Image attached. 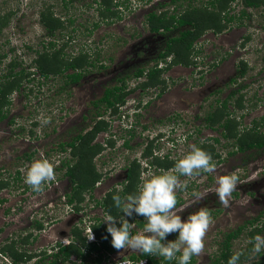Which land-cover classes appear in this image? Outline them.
<instances>
[{
	"label": "rangeland",
	"instance_id": "obj_1",
	"mask_svg": "<svg viewBox=\"0 0 264 264\" xmlns=\"http://www.w3.org/2000/svg\"><path fill=\"white\" fill-rule=\"evenodd\" d=\"M116 1L121 4L118 8L119 17L108 20L101 17L98 0H74L69 2L66 10L63 7L64 0H0V15L12 13L0 35V56L6 54L0 60V76L7 71L12 59L21 62L16 71L24 67L30 73L20 89L11 93V103L6 108L7 116L0 121V177L9 182L0 192V196L5 199L0 203V246L12 239L21 241L30 233L35 235V220L49 224L42 233H37L38 237L34 242L29 238L26 240L28 243H24V246L19 244V248L37 251V248L55 240H64L75 224L86 227L85 234L90 236L92 230L88 227L89 224L103 220L105 216L103 209L95 205L94 200L103 198L106 191L114 186L120 189L127 164L141 155L143 145L140 138L134 140L139 142V146L136 145L128 153L121 145L126 131L124 127L133 121L124 125L112 117L110 110L105 111L104 118L106 121L112 120L113 125L108 132L98 133L95 139V142L104 146V150L94 159L102 174L100 184L96 185L93 193L94 199L89 201L90 195H87V200L83 203L84 209L79 213L72 211V207L67 205L64 194L71 192V183L65 175V166H61L62 160H69L71 156L69 150L62 149L61 143L71 141L83 128L91 127L90 124L95 119L93 102L103 95L107 87L120 84L121 79L116 81V77L153 66L158 61V51L162 50L168 38L174 34L150 32L146 16L151 10L150 4H155L157 0H151L148 4L140 0ZM208 1L185 0V4L202 5ZM49 6H53L55 14L67 26L61 34L55 36L59 39L56 48L72 38L65 48L66 54L74 56L83 49L90 54L91 60L99 55L96 65L89 66L84 71L83 79L67 88H64L66 77L53 74L44 77L32 65L36 54L30 48L41 50L42 39L45 44L52 40L46 36V29L40 23L41 11ZM166 8L173 12V5L164 7ZM162 9L159 7V10ZM242 10L247 11L244 17H241ZM228 12L229 16L236 15L237 19L229 22L223 31L209 29L198 39L195 45L197 51L194 50L193 53L196 64L188 67L173 66L172 73H163L164 78L168 77V89L165 93L157 96L158 90L155 89L146 90L148 94L144 95L141 89H137L127 98L132 102L134 99H141L142 105L150 100L143 119L145 125L153 127L150 128L152 134L160 128L164 129V125L169 123L168 117L176 114L189 120L182 131L194 130L199 122L203 123L202 117L210 109L211 103H215L217 99L223 100L232 89L240 86L242 90L239 93L244 95L245 107L235 109L230 103L229 110L235 111L233 115L241 121L240 128H251L253 120H257L263 122L260 131H264V120L261 119L264 118V6L249 8L243 5L242 0H236ZM70 18L74 20L72 24L68 22ZM96 23L99 25L94 28ZM101 62L104 67H101ZM242 62L247 64V70L240 76L238 67L243 66ZM71 72V69L67 71ZM233 78H237L235 83H231ZM140 81L143 79L134 78L127 85L132 87ZM219 89L220 92L216 91L214 94ZM152 95L156 96L151 98ZM194 116L199 118L192 122ZM41 117L48 118L50 122L42 124ZM158 118L164 124L159 123ZM144 122L141 121L137 127L133 124L132 128L148 134L142 128ZM205 131V136L210 139L209 144L214 142L211 138L219 136V130ZM111 134H114L113 146H109L106 140ZM199 142L201 139L197 140L195 137L186 141L182 139L179 143L183 150L181 154H185L184 151L188 152L190 146H197ZM225 142L228 140L221 138V143ZM233 142L231 139L227 146L215 144L223 158L220 162L215 161V173L191 179L180 177L187 187L177 190V194L184 200V211L179 210L177 214L181 216L183 212L195 207L197 202L194 192L206 191L213 220L205 236L204 253L194 256V261L190 264H210L218 256L217 251L220 250L225 234L245 224L250 218L260 215V221L256 224L264 222V185L248 184L264 179V151L250 150L229 155L228 151L235 149ZM41 157L53 164L56 181L46 184L44 192L37 194L24 183L20 169ZM18 172L20 176L16 178ZM233 172L237 173L242 182L254 179L239 184L232 195L231 206L224 208L219 204L218 195L212 191L216 187L215 176ZM251 228V225L248 226L233 242L235 250L246 247L249 242L247 232ZM177 238L178 236L175 237ZM170 240H174L171 234L167 236L166 242ZM116 252L114 255L118 258L117 262L129 261V257L124 255L126 250ZM257 255L252 254V257L256 258ZM0 264L13 263L9 257L0 255Z\"/></svg>",
	"mask_w": 264,
	"mask_h": 264
},
{
	"label": "trees",
	"instance_id": "obj_2",
	"mask_svg": "<svg viewBox=\"0 0 264 264\" xmlns=\"http://www.w3.org/2000/svg\"><path fill=\"white\" fill-rule=\"evenodd\" d=\"M74 0H64V9L69 8V2ZM100 15L103 19H113L114 17H119V6L120 2H115V0H98ZM143 3L148 4L151 0H140ZM236 0H209L207 3L202 5H192L191 3L185 4V0H167L166 2L160 1L157 5H153L152 9L146 16V24L149 27L150 32L163 34H170L174 32L172 36L168 39L165 51H163L160 56L162 58L169 56L173 53V65L182 64L184 66H189L191 64H196L192 53L195 50V42L209 29L216 32H221L228 25L229 22L237 19L236 15H228V11L232 4ZM243 5L249 8H258L264 5V0H242ZM173 5V12L169 11V8L164 9V7ZM185 6V8H183ZM162 7V10H159ZM12 13H7L0 15V35L4 27L9 23ZM247 15L246 10H242L241 17ZM69 23H73V19L68 20ZM40 23L46 29V36L52 38L47 44L44 40H41V50H34L30 48L36 54L33 59L32 65L40 72L44 77H49L50 75H61L66 77L65 87L71 83L79 82L84 77V71L90 66H95L96 61L99 59L97 54L95 60L90 59V54L86 53L85 50L81 49L77 55L70 56L66 54L65 48L71 41L70 37L68 41H64L58 48L57 41L59 39L55 38L58 34L66 29V24L64 20L55 14L53 11V6L47 7L40 13ZM99 24H94V28ZM93 30H91L92 32ZM58 32V33H57ZM90 32V33H91ZM6 54L0 56V60L5 57ZM21 62L12 59L9 64L7 71L0 76V121L7 116L6 108L11 103L10 95L12 92L17 91L22 86L23 82L29 76V72L26 68H21L16 71V68ZM243 66L240 67L239 75L243 76L247 70V64L242 62ZM157 66V65H156ZM103 67V66H101ZM72 70L71 73L67 71ZM145 69L141 68L136 72V76L144 75ZM163 71L157 67H153L149 74L147 80L143 82L144 87L150 85H157L163 83L161 79ZM236 80V78H234ZM125 85V83H124ZM123 85V86H124ZM123 86L108 87L104 90V94L97 101L93 102L96 106L95 119L97 117H102L96 119L95 123L90 128H83L71 141H65L61 143L62 149L64 151L69 150L71 160H62V166H65V175L70 177L72 185V193L67 194L69 201L73 202L77 200L81 202L84 200L85 192H92L96 182L101 179V173L96 167L94 162L95 157L104 150V146L98 142H95V138L103 130L108 129V122L103 118L104 112L107 110L116 113L118 111V104L125 101V96L127 92L124 91ZM64 87V88H65ZM237 93V90H233L227 100L224 101L223 107L218 108L220 116L215 121H221L223 117L230 115L228 111V101L232 99ZM243 94L236 98V107H245ZM103 108V111L101 110ZM215 115L214 113L210 116ZM260 122L255 121L254 125L249 130L239 131L237 129V122L235 119L228 118L223 124L226 132L224 133L226 137L235 138L234 145H237L240 150H245L253 147H257L258 150L264 146V133L259 131ZM204 151L213 156H218L215 152L214 146H205ZM30 157V156H28ZM138 166V165H137ZM133 169V167H132ZM20 173L18 172L19 178ZM138 170L134 168L129 177L133 179L138 178ZM9 182L4 178L0 177V192L2 189L7 187ZM4 201V198L0 196V203ZM106 212L116 215L118 209L114 206V201L109 200L101 203ZM80 206L77 207V210ZM260 221V215L250 218L245 222V224L240 225L238 228L233 229L225 234L224 240L221 244L220 250L217 251V257H215L210 264H227L229 258L234 252H237L233 248V242L238 239L246 230L248 226L252 228L247 232L249 241L252 240L256 235L264 234V222L261 224H256ZM107 228V226L105 227ZM94 232L97 236H101L100 225H93ZM77 237L81 244H87L86 238L77 232ZM104 240L102 244H105ZM92 250L100 249L97 241H92L88 243ZM82 245L70 244L67 246H62L58 252L54 253V257L49 262L37 261L34 264H77L75 261H71V257L74 254H79L81 257H86L82 253ZM253 244L248 242L244 249L239 250L243 255L240 257L239 264H264V252L262 251L257 255L256 258L252 257ZM2 253H7L16 264H22L31 258V254L26 251L21 252L19 248H16L15 244L8 243L2 247ZM149 258L148 264H158V260H154L150 255L144 254L142 256ZM253 258V259H252ZM140 260V259H139ZM169 260H166L168 263ZM136 262H134L135 264ZM173 264V263H171ZM178 264V263H175Z\"/></svg>",
	"mask_w": 264,
	"mask_h": 264
},
{
	"label": "flooded vegetation",
	"instance_id": "obj_3",
	"mask_svg": "<svg viewBox=\"0 0 264 264\" xmlns=\"http://www.w3.org/2000/svg\"><path fill=\"white\" fill-rule=\"evenodd\" d=\"M159 2L160 1L157 0V2L155 4L151 3L150 4L151 5V9H152L153 5H157ZM262 6H264V5H262ZM156 34H160L161 35V34H163V32H159V33H156ZM197 41L195 42V45L197 44ZM166 46H167V43L162 48V50L158 51V56H157L158 57V61L156 62L157 64L156 63L153 64V66H151L150 68H144L145 69L144 75H141V76H136L135 75L136 72L139 69H141V68H139L134 73H129V74L124 75V76L119 77V78L116 77V81L121 79V82H120V84L118 86H120V85L123 86L124 83H125V85L123 87H124V91L127 92V95L125 96V101L123 103L118 104V111L116 113H113V111L110 108V113L113 115L112 116L113 118H116L117 120H119V122L124 123V125L126 123H128V122L133 121V122L130 123V125L126 124V126L124 127V129L126 131H125V135L123 136V141H122V144H121L122 148L127 153L129 151L133 150L135 147H137L136 145L139 146V142H137V141L134 142V140H136L137 138H140V140H141L140 143L143 145V147H142V150H141V155L138 158L135 157L133 160H130L129 163L127 164V167L125 169L126 170L125 178L121 182L122 183L121 184V188L117 189L114 186L113 188H110L108 191H106V193L104 194L103 198H101L100 200L99 199L98 200H96V199L94 200L95 201V205H99L103 209L105 215L106 214H110V213L106 212V210L104 209V207L102 206L101 203L104 202L105 199H106V201L109 200L110 202H113L112 197H113L114 194H117V192H118V194L121 197H126L129 194H134L136 192V190H137V185L141 182L140 181V176H141L142 173L145 176H147L149 173L162 174V173L170 172L174 168V165H175L177 159L180 158V157L177 156V154L182 155L181 153H183V150H181V147H180V144H179L182 141V139L184 141H186V139H190V138H194V137L197 140L201 139V142H199L197 146L204 150L205 146L211 145V144L208 143L209 137L205 136V133H207L205 131V129L219 130V131H217V132H219L218 133L219 136H214L213 138H211L214 141L212 143V145L215 148V152L218 153V156L211 155L212 160L215 163V161L216 162H220L223 159L222 158V154L219 151L216 150L215 144H222L221 143V138H223L225 140L226 139L228 140L227 143L225 142V143L222 144L224 146H227V144L231 142V139L235 142V138H233V137H229L228 138L224 134L226 132V129H225L223 124L226 122V119H228V118L235 119L236 122H237V129L239 131H241V132L244 131L245 129L246 130L250 129V128H240L239 127L240 124H241V121L238 120V118H236L235 115H233V113H235V111L229 110V107H228V111H230V115L223 117L221 121H215L216 119H218L220 117L218 115V113L220 112V110H218V108H222L223 107L224 101L227 100L229 94L233 90H235V91L237 90V93L234 95V97L232 99H229L228 105L231 103L232 106L235 109H243L244 108V107L243 108H239V107L235 106L236 105V99H234V98H237L236 95L240 96L239 92L242 90V88L240 86L238 88L232 89L231 92L227 95V97H225L223 100L217 99L215 101V103H211L210 104V109L207 110L206 114L202 117L203 123L199 122V124L195 126L194 130L186 132L185 131L186 129H185L184 131H182V127H184L189 120H188V118H185L184 116H180L179 114H176L177 116L176 115H174V116L172 115L171 117L170 116L168 117L169 123L167 125H164V129L160 128L158 132L152 134L150 128H153V127L151 125L150 126L145 125L146 122H144V119H143L144 115L147 114L145 111L147 109V106L149 105L150 100H147L146 102H144V105H142L141 104L142 103L141 99L139 101H136L134 99L133 102H132L130 99H127V98L130 95L132 96L133 92H135L137 89H141V91H142V93L144 95L148 94V92H146V90H148V91L152 90L153 91V90L157 89L158 90V94L156 93V95L157 96L158 95H162L168 89V87H167V79H168V77L164 78L163 77V73L164 72L172 73L171 71H173V66L186 67V66H184L182 64L173 65V53L170 54L169 56L164 57V58H162L160 56V54L163 51H165ZM195 51H197V50H195ZM193 53H192V56H193ZM101 66L104 67L102 62H101ZM153 67H157V68H159V69H161L163 71V73L161 75V79L163 80V83H159L157 85L155 84V85H150L148 87H144L143 86V82L145 80H147L148 74H149L150 70ZM240 67L241 66L238 67V75H239ZM131 78L132 79H134V78L135 79L136 78L137 79H143V81H140L135 86H132V87L129 86L128 87L127 84H128L129 80H132ZM231 80H232L231 83H235L237 78H236V80L234 78L231 79ZM172 81H173V79L171 80V82ZM79 82L71 83L69 85H72V84L76 85ZM116 85H114V86H116ZM170 86L171 85H169V87ZM65 88H67V86ZM216 91L220 92V89L219 90H215L214 94L217 93ZM155 96L152 95L150 97L154 98ZM131 99H132V97H131ZM97 100H95V101H97ZM142 109H143V111H142ZM94 110H95L94 112L96 113V106H95ZM213 113L215 115H213L211 117L210 115L213 114ZM146 117H148V116L146 115ZM94 118H95V116H94ZM100 118H102V117H97L96 119H100ZM103 118H104V116H103ZM197 118H199V116H194L193 117L194 120L192 119L193 120L192 122H195V119H197ZM96 119H94L93 124H90L91 127L94 125ZM140 119H141L142 122H144V124H142V128L146 129L148 134H145V131H139V130H136V129L132 128V126H134V125H135V127L138 126V124L141 122ZM261 119L264 120V118H261ZM158 121H159V123H161V122L163 123V121L159 120V118H158ZM255 121H257V120H253V126H256V125H254ZM106 122H108V129L106 131L105 130H103V131L108 132L110 129H112V125H113L112 122L113 121L112 120H110V121L107 120ZM184 122H185V124H184ZM258 122H260V124L258 125L259 126L258 129L260 131V128H261V125L263 124V122L262 121H258ZM260 132L262 134L264 133V131H260ZM113 136H114V134H111V136L108 139H106L107 142L109 143V146H113L114 145L115 140L113 139ZM106 145H108V144H106ZM233 147H235V149L234 150H229L228 151L229 155H232L235 152H238V153L241 154L242 152L250 151V150L264 151V146L261 147L260 150H258L257 147H253V148H249V149L247 148L245 150H240L237 145H234ZM184 152L187 153L186 151H184ZM132 167H133V169H132ZM134 168L136 170H138V174L139 175H138L137 179H133V177L132 178L129 177L131 175V173H132V170H134ZM66 177H68V176H66ZM4 179L6 180V178H4ZM68 179L70 180V183H71L70 177H68ZM100 180H98L96 182L92 192H85V194H84L85 198L81 202H78L77 200H75L73 202H70L69 198H68V195H67V194H69L70 191L68 193L64 194V196L66 197L67 205H70L72 207V211H74L76 213H79V212L83 211V209H84V206H83L84 204L83 203L85 202V200H87V195H90L89 196V201L91 199H94L93 193L95 191L96 185L100 184ZM248 184L251 185V186H254L255 184H258V185L262 186V185H264V179L260 180V181H255V182H252V183H248ZM72 185L73 184L71 183V188H70L71 192L70 193H72V191H73ZM4 201H5V199H4ZM177 201H178V203H177V206H176V211H179L180 208L182 209V205L184 203L183 202L184 200L178 194H177ZM78 206H80L79 210H77ZM201 207H207L208 210L211 209V207L208 205V197L207 196L205 198H203L202 200L198 201L196 203L195 207L183 212V214L181 215L182 220H186L188 215H190L193 212L198 211ZM120 214L121 213L119 212V210L116 213V215L111 214L113 216H117V226H120V224H119V215ZM257 216H259V215H257ZM128 220H129L130 223H135L136 224V228L133 230L134 233L138 232V231H141L143 229L144 224L146 223L145 218L143 216L136 215L135 213L133 214V216L128 217ZM102 221L103 220H100V221L96 220L93 223H90L89 226H88L90 228V230H92V233L94 234L95 240H91L90 241L88 239L89 236H86V234H85L86 227H83L81 224H75L71 228L68 237L66 239H64V240H61V239L60 240L59 239L55 240L54 242L50 243L49 245H45V246H41L40 248H37V251H34L33 249L27 250L26 248H22V249L19 248L18 245L22 244V246H24V243L25 244L28 243L26 240H29V238L31 239L32 242H34L37 239V237H38L37 233H42V231L45 230L47 228L48 224H49V222H48L45 225L41 221L35 220L34 221V225H33V229H35L37 231V233L35 235H33V233L27 234L28 236L25 237V238H22L21 241H16V240L12 239V240L6 242L2 246H0V255L9 257L12 260V263L16 264V263L13 262V259L7 253H2V251H1L2 247L4 245L13 242L15 244L16 248H19V250L21 252L26 251L27 253L31 254V258L28 261L23 262L22 264H34L35 262H37L39 260L40 261H44V262H49L50 260L53 259L54 253L58 252L59 249L62 246H67V245H70V244L74 243V244L82 245L81 246L82 253L86 256V257L83 258L79 254L72 255L71 261H75L77 264H119V262H122L123 260H120V261L117 262L118 258H115L116 257L115 253H117L116 252L117 250L115 248H113V246L111 244V239H112L111 235L107 233V228H105L107 226V223L104 222L105 223L104 224ZM95 224L96 225L99 224L100 227H101L100 232L102 234H101L100 237L97 236L95 234V232H94L93 225H95ZM1 231H2V228H0V232ZM77 232H80V235L82 237L86 238V243L87 244H81L80 243V240L77 237ZM173 234H171V237L172 238L174 237V240H175V237L178 236V232H176L174 235ZM105 236H107V239H105ZM104 240L106 241V243L102 244V242ZM92 241H97L98 245L100 246V249L95 250V251L92 250L90 245L88 244L89 242H92ZM124 255H127V257H129V260L132 261V264H134V262H136L135 264H139L140 262H143L144 264H148L149 263V258L148 257H144L143 258L142 256L144 254H142L140 252H133V251H131L129 249V250H126V253H124ZM120 257H122V256H120ZM150 257H152L154 260H158V262H159L158 264H171V263L175 264V263H178L177 260H175V259L169 261L168 263H166V259H164L163 257H157V256H152V255H150ZM193 261H194V256L191 259V262H193ZM69 264H71V263H69Z\"/></svg>",
	"mask_w": 264,
	"mask_h": 264
},
{
	"label": "clouds",
	"instance_id": "obj_4",
	"mask_svg": "<svg viewBox=\"0 0 264 264\" xmlns=\"http://www.w3.org/2000/svg\"><path fill=\"white\" fill-rule=\"evenodd\" d=\"M49 122L48 118L41 117L42 124ZM20 171L23 173L24 183L37 194L44 192L46 184L56 181L53 164L43 157L34 159L30 165L21 168ZM215 172L216 164L211 155L202 148L192 145L187 153L177 159L170 172L149 173L147 176L142 173L141 182L137 185L134 194L121 197L117 192L112 197L114 206L121 213L120 226H117V216L111 214H106L102 221L107 223V233L111 235L113 248L118 251L130 249L133 252L163 257L169 261L175 259L178 264H190L193 256L204 253L205 236L213 220L207 207H201L191 213L186 220H182L177 214V190H184L187 187L186 182L180 177L191 179ZM251 179L254 177L244 182H250ZM244 182L235 172L216 175V187L212 191L218 195L219 204L229 208L237 186ZM207 194L206 191L193 193L196 202L205 198ZM134 213L143 216L146 221L143 229L135 233L133 230L136 224L128 220V217L133 216ZM176 232H178L177 239L165 242L168 235ZM88 239L93 240L94 234L92 233ZM249 242L253 244V255L264 251V236L256 235ZM242 255V252H234L227 264H239Z\"/></svg>",
	"mask_w": 264,
	"mask_h": 264
},
{
	"label": "built area",
	"instance_id": "obj_5",
	"mask_svg": "<svg viewBox=\"0 0 264 264\" xmlns=\"http://www.w3.org/2000/svg\"><path fill=\"white\" fill-rule=\"evenodd\" d=\"M126 261L119 262V264H125ZM126 264H132V261L126 262ZM139 264H144L143 262H140Z\"/></svg>",
	"mask_w": 264,
	"mask_h": 264
}]
</instances>
